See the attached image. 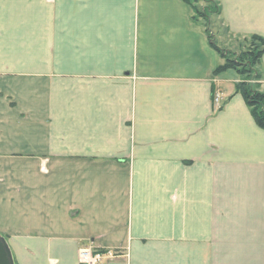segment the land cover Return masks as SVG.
Returning <instances> with one entry per match:
<instances>
[{"label": "crops", "instance_id": "0c3cea01", "mask_svg": "<svg viewBox=\"0 0 264 264\" xmlns=\"http://www.w3.org/2000/svg\"><path fill=\"white\" fill-rule=\"evenodd\" d=\"M217 2L206 23L193 0H0L15 264H80L83 246L122 254L105 264H264V129L209 40L264 38V0ZM259 71L264 92V55Z\"/></svg>", "mask_w": 264, "mask_h": 264}, {"label": "trees", "instance_id": "16d2710c", "mask_svg": "<svg viewBox=\"0 0 264 264\" xmlns=\"http://www.w3.org/2000/svg\"><path fill=\"white\" fill-rule=\"evenodd\" d=\"M201 0H193L191 7L195 12L197 20L203 19L208 23L211 16L220 13L219 3L217 0H202L206 3L204 9L195 5ZM211 46L224 59V64L220 66L216 72H223L229 69L237 71L241 77L236 85L237 92L241 93L245 98L248 106L251 108L253 117L257 124L264 129V92L259 88V81L261 74L259 71V64L264 55V38L253 36L249 48H243L239 52H230L224 48H220L216 42L209 36Z\"/></svg>", "mask_w": 264, "mask_h": 264}, {"label": "built area", "instance_id": "2783aa9c", "mask_svg": "<svg viewBox=\"0 0 264 264\" xmlns=\"http://www.w3.org/2000/svg\"><path fill=\"white\" fill-rule=\"evenodd\" d=\"M214 102L217 105L221 103V95L219 92L215 94ZM41 170L47 171L45 164L42 165ZM121 255L122 254L117 250H100L89 246L80 247L78 252L80 264H105L107 261H111L112 259Z\"/></svg>", "mask_w": 264, "mask_h": 264}, {"label": "water", "instance_id": "95a60500", "mask_svg": "<svg viewBox=\"0 0 264 264\" xmlns=\"http://www.w3.org/2000/svg\"><path fill=\"white\" fill-rule=\"evenodd\" d=\"M0 264H15L6 238L0 233Z\"/></svg>", "mask_w": 264, "mask_h": 264}, {"label": "rangeland", "instance_id": "374dc122", "mask_svg": "<svg viewBox=\"0 0 264 264\" xmlns=\"http://www.w3.org/2000/svg\"><path fill=\"white\" fill-rule=\"evenodd\" d=\"M211 19H212V20L215 19V16H212ZM212 23H213V22H212ZM213 29H214V28H213ZM250 45H251V41L248 42V44H246L244 47H245V48H249ZM45 163H46V162H45ZM0 222H1V220H0ZM0 225H1V227H4V224L0 223ZM10 225H11V224H10ZM116 258H118V257H116ZM116 258H114V259H116ZM114 259H112V260H114Z\"/></svg>", "mask_w": 264, "mask_h": 264}]
</instances>
